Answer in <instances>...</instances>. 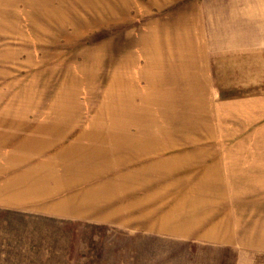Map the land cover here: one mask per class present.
<instances>
[{"label": "crops", "instance_id": "1", "mask_svg": "<svg viewBox=\"0 0 264 264\" xmlns=\"http://www.w3.org/2000/svg\"><path fill=\"white\" fill-rule=\"evenodd\" d=\"M18 1L0 0V13H6L7 25L13 23V9L24 7L22 2H26ZM38 1V17L33 21L38 31V54L10 43L7 54L0 49V60L5 59L0 70L7 75L0 81V209L134 225L140 232L198 234L208 241L214 237L233 240L239 234L240 239L254 242L256 236V241L264 240V145L214 143L220 136H242L246 125L238 124L237 106L255 101L264 105V97L218 104L220 125H210L199 134L184 123L173 128L171 119L162 115L165 103L154 101L153 115L143 120L141 100L138 103L136 96L133 101L123 96L128 86L125 81L140 88L143 82H139V74L149 73L150 84L142 87L150 89L158 88L159 79L168 81L171 74H182L184 77L175 79L186 82L187 87L193 82L190 89L195 91L186 103L214 106L215 55L209 51L220 46L210 43L202 28V14H184L171 23L162 19L157 32L145 37L149 48L125 53L122 49L113 54L97 50L96 57L101 60L97 71L109 78L102 86L106 91L102 93L101 110L89 118L79 108L78 90L84 82L76 76L83 74L93 95L84 71L88 49L79 63V59H69L64 49L54 54L43 48L46 40L71 43L73 32H63L56 6L47 8V0ZM20 25L19 18L16 32L1 28L0 42H9L14 36L23 39ZM53 25H58L60 32L52 34ZM232 41L243 46L237 39ZM244 56L235 58L237 68L249 72L247 66L254 64V57ZM140 57L145 58L141 67ZM116 58L119 65L110 67ZM221 68L225 70L228 65ZM15 72L29 74L19 77ZM111 93L112 100L107 98ZM243 111L251 114L246 108ZM217 118L212 116L215 122ZM221 122L228 124L222 129Z\"/></svg>", "mask_w": 264, "mask_h": 264}, {"label": "rangeland", "instance_id": "2", "mask_svg": "<svg viewBox=\"0 0 264 264\" xmlns=\"http://www.w3.org/2000/svg\"><path fill=\"white\" fill-rule=\"evenodd\" d=\"M25 1L22 2L24 7L13 9L14 20L9 25L4 21L6 13H0V29L2 28L4 32H16V22L20 18V27L24 33L23 39L14 36L8 39L9 42H0V49L4 54H7L9 43L15 48L29 49L32 55L38 54L36 49L39 45L35 41L38 31L34 30L37 26L33 21L38 17L39 1ZM48 1L46 7L56 6V10H59L57 18L63 32H73V40L71 43L46 40L42 47L54 54L64 49L67 52L66 56H71L69 59H79V63L88 49L87 56L90 62L88 61L84 71L93 95L86 88L87 83L83 74L76 73V76L84 82L78 90L79 108L82 114L88 115L89 118L100 112L102 93L106 91L102 86L107 85L109 78L108 74L101 75L97 71L101 65V60L96 57L97 50L103 49L113 54L114 51L122 49L125 53L133 49L149 48L150 42L145 37H149L151 32H157L158 22L160 24L161 20L165 19L171 23L184 14L197 11L203 16L202 28L210 37V43L220 46L209 51L215 55L214 82L211 90L215 100L214 106L187 104L195 91L193 88L190 89L193 82H188L187 87L186 82L181 83L175 79L184 77L182 74H171L168 81L159 79L157 89L142 87L149 86V73L139 74V82H143L139 90L134 88L132 83L128 84L129 82L125 81L128 86L123 96L130 97L132 101L136 96L138 103L141 100L140 113L143 120L153 115L151 107L154 101L158 104L165 103L166 109L164 108L162 115L171 119L173 128L183 127L184 123L194 128L195 131L192 133L199 134H203L210 125L214 127L220 125L216 115L220 109L218 104L226 106L242 99L258 100L259 97H264V0H51L53 3ZM17 2L19 1L15 0V3ZM161 26L166 25L161 23ZM48 27L47 25V29ZM50 28L52 34L60 32L58 25ZM81 33L87 34L78 40ZM215 39L219 40L215 42ZM236 39L237 44L243 42V46L231 43ZM227 53L231 55L227 57ZM240 55H245L246 58L254 57V64L247 66L249 72L237 68L239 62L235 61V58ZM125 58H122V61ZM3 60L5 59L0 60V63ZM140 61L139 67L144 64L145 58L140 57ZM223 64L225 67L228 65V68L225 70L221 68ZM108 65L116 68L119 65V58ZM136 70L137 76L139 70L138 68ZM28 74L15 72V76L19 77H27ZM1 79H7L2 70L0 81ZM21 84L20 82L19 86ZM96 85L98 88L93 89ZM207 92L209 96L210 91ZM113 97L114 93L107 96L111 100ZM237 108L238 124L242 127L246 125L241 132L244 134L242 136L231 134L226 138L220 136L215 138L214 143L264 145V105L255 101L253 105H239ZM243 108L251 111V114L246 116ZM212 116L217 118L216 122L212 120ZM244 116L246 119H242ZM223 117L225 119V116ZM205 120L210 121L205 125L203 124ZM251 120L254 122L249 126ZM225 124L228 122L223 124L221 122L222 129ZM224 130L227 131V128ZM137 228L139 227L134 225L101 223L94 219L93 221L58 219L0 209V264H264V240L258 242L256 236L254 242L252 239H240V234L233 240L218 241L214 237L208 241L198 234L148 233L135 231Z\"/></svg>", "mask_w": 264, "mask_h": 264}]
</instances>
